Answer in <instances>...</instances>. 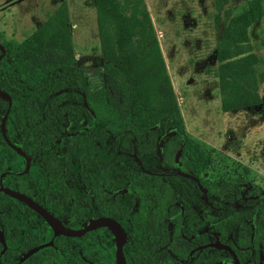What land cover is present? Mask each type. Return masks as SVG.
I'll return each mask as SVG.
<instances>
[{
    "label": "trees",
    "instance_id": "trees-1",
    "mask_svg": "<svg viewBox=\"0 0 264 264\" xmlns=\"http://www.w3.org/2000/svg\"><path fill=\"white\" fill-rule=\"evenodd\" d=\"M93 3L102 26L100 41L105 58L102 70L114 93L106 92L104 99L89 101L88 125L70 134L67 140L68 150L77 156L88 193L90 218L107 215L121 222L126 232L123 245L126 264H264V196L258 191L245 189L244 184L237 182L205 184L204 190L227 206L217 220L205 219L191 228V221L197 217L194 195H201L196 184L183 175L145 171L132 158L127 160L134 152L139 157L154 155L158 143L163 141L160 156L166 167L172 168L178 161L183 173L195 169L184 149V128L165 69L156 56L154 32L144 0H93ZM64 10L49 15L24 41H6L9 46L6 74L0 61V87L8 88L13 100L7 121L24 140L23 147L35 155L43 156L42 147L55 141L62 145L65 117L77 112L73 104L66 102V91L85 89L86 79L74 67L69 27L63 26L64 33L55 31L62 15L67 21ZM261 13L259 9L256 14ZM244 19L241 22L234 19L233 28L222 32L216 46L217 59L228 60L226 65L234 64L236 73L223 87L222 106L226 109L234 107L242 81L249 84L251 79L253 87H257L255 55L250 53L245 33L248 20L246 16ZM145 31L150 44L142 41V48L156 59V73L149 72L145 78L132 81L131 71L138 72L137 69L123 63L120 53L108 50L111 43L122 40L123 34L128 32L140 41ZM263 77L260 76V81ZM108 138H112L114 152L101 156L96 152V144ZM2 156L0 152V169ZM126 160V165H119L118 162ZM54 169L58 210H74L75 207L62 203L81 202L82 198L64 191L67 185L61 175L59 156ZM1 196L6 195L0 193V201ZM238 201L246 202L247 206L236 209L234 204ZM237 222H241L240 234L245 240L241 248L230 237ZM114 242V233L106 227L88 231L84 239L57 236L51 245L37 253V261L32 264H115Z\"/></svg>",
    "mask_w": 264,
    "mask_h": 264
},
{
    "label": "rangeland",
    "instance_id": "rangeland-1",
    "mask_svg": "<svg viewBox=\"0 0 264 264\" xmlns=\"http://www.w3.org/2000/svg\"><path fill=\"white\" fill-rule=\"evenodd\" d=\"M144 3L154 32L156 56L165 69L184 128V149L195 169L183 173L178 161L174 167H166L160 156L163 141L158 143L154 155L139 157L134 152L127 160L132 158L145 171L183 175L196 184L201 195H194L197 217L191 221L193 228L205 219L218 218L227 206L204 190L207 183L237 182L264 196V77L260 81V76H264V0H144ZM58 9H65L67 21L62 15L54 29L64 33L63 26L69 27L74 67L86 79L85 89L66 91V102L73 104L77 112L65 117L62 145H57L63 175L72 189L78 191L85 184L77 156L67 148L68 137L88 125L89 101L104 99L106 92L114 93L102 70L105 59L100 41L102 26L93 0H0V38L22 42ZM259 9L262 13L257 16ZM245 16L250 53L255 55L257 87H253L251 79L249 84L242 81L234 107L226 109L222 106L223 87L236 73L234 64L226 65L228 60L217 59L216 46L222 32L233 28V20L245 21ZM144 35L147 36L146 31ZM145 36L138 41L127 32L122 40L111 43L108 50L120 53L123 63L137 69L138 72L131 71L132 81L145 78L149 72L156 73V59L142 48V41L150 44V38ZM96 145L101 156L114 152L112 138ZM117 150L120 151L119 147ZM127 160L118 163L126 165ZM234 206L241 210L247 203L238 201ZM240 224H233L230 234L238 248L245 242Z\"/></svg>",
    "mask_w": 264,
    "mask_h": 264
},
{
    "label": "flooded vegetation",
    "instance_id": "flooded-vegetation-1",
    "mask_svg": "<svg viewBox=\"0 0 264 264\" xmlns=\"http://www.w3.org/2000/svg\"><path fill=\"white\" fill-rule=\"evenodd\" d=\"M0 44L4 49L3 52L0 49V61H3L2 70L6 74L9 64V46L3 38H0ZM0 90L6 92L10 97L9 99L6 95L0 94V152L3 153V168L0 169V184L26 194L47 209L66 227L73 229L82 227L90 219L86 188L84 187L78 191L72 189L62 172L61 175L64 177L67 185L64 187V191L67 193L72 192L77 199L81 195L82 200L81 202L78 200L75 203H62V206L65 207H75L74 210H58V189L53 182V173L55 172L54 163L58 158L57 143L55 141L49 147H42L44 150L43 156L41 153L35 155L23 147L22 143L24 140L18 136L14 127L7 121L8 111L13 102L10 91L8 88L2 87H0ZM5 113L4 130L6 137L12 145L20 148L23 153L18 152L12 147L3 136L1 120ZM36 142L40 143L39 140H36ZM38 150H41V148H38ZM0 193L6 195L1 196L2 201H0V264L36 263V255L41 249L51 245L55 237L66 236L63 234L54 235L46 221L25 202L10 197L1 191ZM214 220H217V218ZM87 232L80 236L68 237H83L84 239V235ZM1 237L5 243L4 250ZM47 242L50 243L21 259L31 248Z\"/></svg>",
    "mask_w": 264,
    "mask_h": 264
},
{
    "label": "water",
    "instance_id": "water-1",
    "mask_svg": "<svg viewBox=\"0 0 264 264\" xmlns=\"http://www.w3.org/2000/svg\"><path fill=\"white\" fill-rule=\"evenodd\" d=\"M0 49L2 52L4 51L2 45L0 44ZM1 58V55H0ZM0 94L6 95L9 99V95L0 90ZM5 117L6 113L3 115L2 120H1V129L3 136L5 140L12 145L8 138L6 137L5 130H4V123H5ZM18 152L23 153L20 148L12 145ZM0 191L7 194L10 197L16 198L20 201L25 202L31 209L35 210L49 225L51 231L53 232L54 235H59L63 234L66 236H80L84 234L87 231L93 230L95 228L99 227H106L110 231H112L115 234V242H114V261L115 264H126L125 260V255L123 252V245L126 241V232L121 224L120 221H118L116 218L112 216H107V215H99L94 218H90L86 224H84L82 227L73 229V228H68L65 225H63L55 216H53L47 209H45L43 206H41L39 203L35 202L32 200L29 196H27L24 193L18 192L16 190H13L11 188L5 187L2 184H0ZM1 242L3 244V250L5 249V243L4 240L1 237ZM50 242L43 243L41 245H38L34 248H31L28 250L22 257L21 259L27 257L29 254L32 252L36 251L40 247H43Z\"/></svg>",
    "mask_w": 264,
    "mask_h": 264
}]
</instances>
